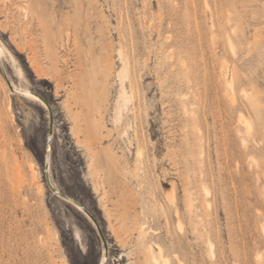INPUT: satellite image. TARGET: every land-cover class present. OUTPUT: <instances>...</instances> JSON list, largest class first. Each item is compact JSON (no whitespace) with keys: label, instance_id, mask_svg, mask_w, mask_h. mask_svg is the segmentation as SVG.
I'll return each mask as SVG.
<instances>
[{"label":"rangeland","instance_id":"rangeland-1","mask_svg":"<svg viewBox=\"0 0 264 264\" xmlns=\"http://www.w3.org/2000/svg\"><path fill=\"white\" fill-rule=\"evenodd\" d=\"M2 45L0 264L105 259L44 102L105 264H264V0H0Z\"/></svg>","mask_w":264,"mask_h":264},{"label":"bare ground","instance_id":"bare-ground-1","mask_svg":"<svg viewBox=\"0 0 264 264\" xmlns=\"http://www.w3.org/2000/svg\"><path fill=\"white\" fill-rule=\"evenodd\" d=\"M5 52H6V50H5V48L3 47V45L2 46H0V64H1V66H2V62H3V56L5 55ZM19 72H20V75L21 76H23L24 75V73H23V70L21 69V68H19ZM11 82V81H10ZM234 82H235V80H234V77H231V78H229V80H228V87H229V89H228V91H229V95H230V100H231V102L232 103H234L235 102V97H234V89H235V87H234ZM122 86H124V83H123V85ZM12 89H11V91L12 92H14V93H16L17 92V89H16V87L14 86V85H12ZM19 91V94H20V96L21 97H23V98H25V99H28V100H30V101H33V102H37V103H41V105H44L43 103H42V99H40L39 98V96L38 95H36V94H34L33 92H31L30 90H28V89H21V90H18ZM122 89H121V93H122ZM124 95H125V93H124ZM123 95V93H122V95H121V97H119V101L117 102V111H116V114H117V118L118 119H120L121 118V116H122V113H121V105H122V103H124V104H126V98H122V96H124ZM244 96L249 100V103H250V105H251V107L254 109V111H258V108H259V103H258V100H257V98H254V97H252V96H250V94H248V93H246V92H244ZM122 98V99H121ZM128 99V98H127ZM44 102V101H43ZM45 104H46V102H44ZM123 104V105H124ZM127 105V104H126ZM46 106H47V104H46ZM48 109V108H47ZM249 129H251V127L249 126ZM49 138H50V140H51V142H52V135L50 136L49 135ZM46 158H48L49 159V168H48V173L50 172V159H51V150H50V152L47 154L46 153ZM31 171L33 172V175H34V169H33V166L31 167ZM55 187V186H54ZM56 190H57V188H56ZM58 191V190H57ZM58 192H60V191H58ZM74 205V204H73ZM76 206V205H75ZM78 207V206H77ZM78 208H80V207H78ZM80 211H81V209H80ZM82 212V211H81ZM90 220V219H89ZM77 237L79 238V240H81V237H80V235H79V233L77 232ZM161 248H160V253H161ZM106 252L107 251H105V259H103L101 262H100V264H105L106 263V261H107V255H106ZM151 260L153 261V262H156L157 261V259L154 257V256H152L151 257Z\"/></svg>","mask_w":264,"mask_h":264},{"label":"water","instance_id":"water-1","mask_svg":"<svg viewBox=\"0 0 264 264\" xmlns=\"http://www.w3.org/2000/svg\"><path fill=\"white\" fill-rule=\"evenodd\" d=\"M1 68H2V71H3V73H4V75L6 76V78H7V75H6V72H5V69L3 68V66H1ZM8 79V78H7ZM8 84H10L11 82L8 80ZM46 104H47V108H48V113H49V118H50V126H49V135L51 136L52 135V132H53V126H54V116H53V112H52V109H51V107L49 106V104L46 102ZM51 140H50V138L48 139V147L46 148V153L48 154L49 152H50V150H51ZM48 168H49V159L48 158H45V168H44V170H45V179H46V183H47V185H48V187L50 188V190H51V192H53L54 194H56L57 196H59V198L60 199H63V200H65V201H68L69 203H72V204H74V205H76V206H78V207H80V209H81V211L88 217V218H90L91 220H92V222L96 225V228H97V232H98V234H99V236H100V238H101V240H102V242H103V244H104V247H105V249H106V251H107V249H108V244H107V242H106V240H105V238H104V236H103V231H102V229H101V227H100V225H99V223H98V221L87 211V209L84 207V206H82L81 204H80V202L79 201H77V200H75V199H73V198H71V197H68V196H66V195H64V194H62V193H60V192H58L57 190H56V187H54V185L52 184V182H51V179H50V176H49V173H48Z\"/></svg>","mask_w":264,"mask_h":264},{"label":"snow or ice","instance_id":"snow-or-ice-1","mask_svg":"<svg viewBox=\"0 0 264 264\" xmlns=\"http://www.w3.org/2000/svg\"><path fill=\"white\" fill-rule=\"evenodd\" d=\"M95 264H100L99 257H97V260H96ZM121 264H123V262H121Z\"/></svg>","mask_w":264,"mask_h":264}]
</instances>
